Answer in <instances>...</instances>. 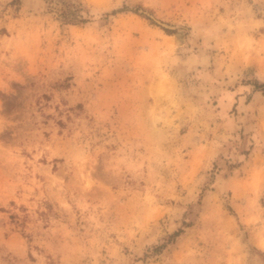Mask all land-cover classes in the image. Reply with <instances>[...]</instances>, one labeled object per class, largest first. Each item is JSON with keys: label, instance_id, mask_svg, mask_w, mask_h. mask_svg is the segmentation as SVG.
<instances>
[{"label": "rangeland", "instance_id": "374dc122", "mask_svg": "<svg viewBox=\"0 0 264 264\" xmlns=\"http://www.w3.org/2000/svg\"><path fill=\"white\" fill-rule=\"evenodd\" d=\"M0 264H264V0H0Z\"/></svg>", "mask_w": 264, "mask_h": 264}, {"label": "trees", "instance_id": "16d2710c", "mask_svg": "<svg viewBox=\"0 0 264 264\" xmlns=\"http://www.w3.org/2000/svg\"><path fill=\"white\" fill-rule=\"evenodd\" d=\"M78 8L71 10L70 8L61 9L59 15L61 17V20L65 23H82L84 22L83 17L81 15L78 17L76 15V12H78Z\"/></svg>", "mask_w": 264, "mask_h": 264}]
</instances>
